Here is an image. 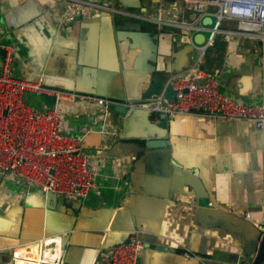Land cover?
Segmentation results:
<instances>
[{
  "label": "crops",
  "instance_id": "crops-1",
  "mask_svg": "<svg viewBox=\"0 0 264 264\" xmlns=\"http://www.w3.org/2000/svg\"><path fill=\"white\" fill-rule=\"evenodd\" d=\"M115 2L134 15L95 6L69 14L65 0H0V43L13 45V74L134 107L191 70L207 30L176 23L196 19L183 0ZM221 35L200 66L228 96L259 103L264 47L255 35ZM26 97L39 108L54 103L50 95ZM113 104L104 117L93 101L57 103L61 132L84 135L91 165H99L86 196L51 200L36 185L0 175V264L9 263L14 247L58 233L63 264H105L110 246L131 231L143 244L137 264H244L245 243L219 218L248 238L264 225V127L197 110L166 118L140 111L145 124H135L139 116L129 121Z\"/></svg>",
  "mask_w": 264,
  "mask_h": 264
},
{
  "label": "built area",
  "instance_id": "built-area-1",
  "mask_svg": "<svg viewBox=\"0 0 264 264\" xmlns=\"http://www.w3.org/2000/svg\"><path fill=\"white\" fill-rule=\"evenodd\" d=\"M69 14L77 11L85 14L92 7L104 9L112 14L132 16L134 13L116 4L115 0H65ZM183 6L195 13V22H176L184 28H205L204 41L197 45V59L187 73L173 75L167 79L173 95L166 89L132 104L146 108L157 117L166 118L174 113L205 111L222 119H248L258 127H264V93L259 103H242L221 91L214 72L200 66L206 50L212 47L217 36L229 35L258 37L264 47V0H183ZM157 23L170 20L147 15H138ZM205 17H211L205 23ZM232 26L224 27V22ZM197 22V23H196ZM0 175L12 174L28 184L44 191H53L67 197H84L94 187L93 171L89 155L85 152L84 135L61 132L59 120L62 113L57 103L77 98L100 105L105 117L108 106L114 103L107 97L56 88L40 79L30 80L13 74L14 48L0 43ZM264 64V51L261 54ZM27 93L50 95L54 103L39 108L27 100ZM103 131V130H102ZM249 217V212H245ZM54 242V259L44 253L45 245ZM143 244L131 231L126 240L110 246L105 264H137ZM28 248V249H27ZM51 252V250H49ZM64 247L61 235H45L30 243L12 249L8 264H63Z\"/></svg>",
  "mask_w": 264,
  "mask_h": 264
},
{
  "label": "water",
  "instance_id": "water-1",
  "mask_svg": "<svg viewBox=\"0 0 264 264\" xmlns=\"http://www.w3.org/2000/svg\"><path fill=\"white\" fill-rule=\"evenodd\" d=\"M204 21L206 23H210L211 17H205ZM133 24L135 25V27H137V22ZM138 25L140 26L139 22H138ZM200 41L202 40H197V42H200ZM165 91L169 96L173 95V91L170 89L169 86L166 88ZM113 106L116 111L128 116L129 121L131 119V116H139V117L133 118L131 121H133L135 124L138 122L145 124L144 120L142 119L143 116L139 112L146 111L148 109L142 108L139 106L128 107L127 105L123 103L113 104ZM150 126H151L150 128L152 129L154 127H159V125H150ZM150 131L151 130H149L146 133L150 135ZM156 142L160 143L159 141H147L146 145H149V146L155 145ZM56 196H57V193L53 191H47V197L50 198L51 200H55ZM201 216L203 219L208 220L205 218L204 215L201 214ZM219 220L221 221L222 225L226 227L228 230L240 234L241 241L245 243L244 249L246 251V259H245L244 264H264V225L263 224L257 225V232L253 238H248L245 236L244 232L242 231L243 229L241 226L234 225L228 219H225V218H219ZM58 234L61 235V243L64 247L62 234L61 233H58ZM53 247H54V242H51L45 245L44 253L51 250V252L48 255L49 259H54L56 256V252Z\"/></svg>",
  "mask_w": 264,
  "mask_h": 264
},
{
  "label": "bare ground",
  "instance_id": "bare-ground-1",
  "mask_svg": "<svg viewBox=\"0 0 264 264\" xmlns=\"http://www.w3.org/2000/svg\"><path fill=\"white\" fill-rule=\"evenodd\" d=\"M230 37V35L228 34V32H226L223 36V39L226 41L228 40V38ZM185 113V112H184ZM28 249V248H27Z\"/></svg>",
  "mask_w": 264,
  "mask_h": 264
},
{
  "label": "trees",
  "instance_id": "trees-1",
  "mask_svg": "<svg viewBox=\"0 0 264 264\" xmlns=\"http://www.w3.org/2000/svg\"><path fill=\"white\" fill-rule=\"evenodd\" d=\"M224 40V39H223ZM225 41V40H224Z\"/></svg>",
  "mask_w": 264,
  "mask_h": 264
}]
</instances>
